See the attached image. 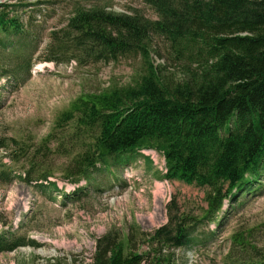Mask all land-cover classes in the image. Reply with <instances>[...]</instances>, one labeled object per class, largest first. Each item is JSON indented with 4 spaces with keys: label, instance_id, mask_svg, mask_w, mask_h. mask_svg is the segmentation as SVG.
Listing matches in <instances>:
<instances>
[{
    "label": "trees",
    "instance_id": "1",
    "mask_svg": "<svg viewBox=\"0 0 264 264\" xmlns=\"http://www.w3.org/2000/svg\"><path fill=\"white\" fill-rule=\"evenodd\" d=\"M13 1L0 2V52L11 53L16 62L1 70L20 79L35 64L43 41L38 29H48L37 12L60 1ZM144 1L158 18L110 11L100 0L69 2L60 29L50 31L47 53L54 57L49 60L86 65L141 55L144 72L129 85L80 94L39 144L12 138L6 156L22 165L20 179L42 194L77 201L82 188L67 193L51 178L86 180L104 191L100 185L114 184L119 167L133 166L138 154L150 161L142 151L153 149L165 158L166 179L206 190L203 218L214 220L226 200L239 201L261 189L264 0ZM154 36L165 40L173 61L187 70L184 79L174 81L150 61ZM3 167L0 179L11 183L17 176ZM190 220L170 213L153 232H142L136 222L127 234L111 228L98 238L90 264H176L172 250L198 241ZM252 231L232 236L225 264H264V247L252 242ZM140 242L156 247V253H140ZM26 245L14 233H0V252Z\"/></svg>",
    "mask_w": 264,
    "mask_h": 264
},
{
    "label": "rangeland",
    "instance_id": "2",
    "mask_svg": "<svg viewBox=\"0 0 264 264\" xmlns=\"http://www.w3.org/2000/svg\"><path fill=\"white\" fill-rule=\"evenodd\" d=\"M3 1L6 0H0ZM58 1L59 6L37 12L39 18H46L48 29H38L43 41L30 74H23L20 79L3 75L1 68L10 67V61L16 60L11 53L0 52V171L6 169V164L18 176L11 183L0 179V233H14V239H24L28 244L0 252V264H90L98 238L109 229L127 234L128 226L136 222L142 232H153L168 222L170 213L178 219L190 217L198 240L172 250L176 264H225L236 232L253 230L250 239L264 247V173L262 184H258L260 190L239 201L226 200L214 220L203 218L206 190L166 179L164 157L151 149L142 151L150 161L138 154L130 161L133 166L126 163L119 167L114 184L100 185L104 191H96L86 180L81 181L83 190L77 201L61 197L55 201L42 194L34 183L20 179L22 165L12 164L6 156L5 146L12 138L37 145L52 130L57 115L80 94L129 85L144 72L141 55L86 65L75 60H49L54 57L47 53L50 31L60 29L72 0ZM100 4L117 13L158 18L144 0H100ZM31 10L27 9V13ZM151 47L150 61L160 66L163 74L174 81L185 78L187 70L173 61L163 38L154 36ZM52 179L67 193L77 188L61 177ZM136 248L152 251L151 256L157 251L143 242Z\"/></svg>",
    "mask_w": 264,
    "mask_h": 264
},
{
    "label": "bare ground",
    "instance_id": "3",
    "mask_svg": "<svg viewBox=\"0 0 264 264\" xmlns=\"http://www.w3.org/2000/svg\"><path fill=\"white\" fill-rule=\"evenodd\" d=\"M152 48V47H151Z\"/></svg>",
    "mask_w": 264,
    "mask_h": 264
}]
</instances>
